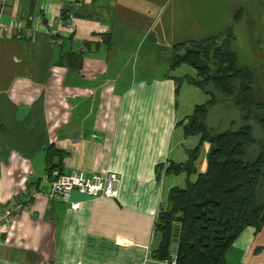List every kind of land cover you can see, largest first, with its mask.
<instances>
[{
  "label": "crops",
  "instance_id": "0c3cea01",
  "mask_svg": "<svg viewBox=\"0 0 264 264\" xmlns=\"http://www.w3.org/2000/svg\"><path fill=\"white\" fill-rule=\"evenodd\" d=\"M263 8L264 0H0V22L21 24L0 33V211L39 191L0 226V264H164L154 257L158 212L171 187L205 172L210 149L201 144L189 178L158 174L200 143L178 142L176 124L209 100L196 85L177 87L195 70L171 69L173 48L232 25L234 51L241 31L264 61ZM63 11L72 27L55 23ZM219 105L235 109L214 105L206 122ZM48 166L116 172L117 197L74 190L73 210L49 195ZM224 259L264 264V226L246 227Z\"/></svg>",
  "mask_w": 264,
  "mask_h": 264
},
{
  "label": "trees",
  "instance_id": "16d2710c",
  "mask_svg": "<svg viewBox=\"0 0 264 264\" xmlns=\"http://www.w3.org/2000/svg\"><path fill=\"white\" fill-rule=\"evenodd\" d=\"M241 11L234 15L239 19ZM63 17L67 13L62 12ZM223 35L221 40H218ZM233 26L217 35L174 46L171 69L188 65L195 70L189 81L209 95L186 116L184 135L199 136L200 143L187 150L182 163L169 162L164 174H195V162L203 142L210 144L205 172L185 187L173 186L167 195L169 210H159L154 232L162 231V241L154 251L158 260L175 264H227L226 250L246 228L257 231L264 226V104L255 92V75L248 65L239 64L232 45ZM187 44L190 46H187ZM185 46L183 54L178 48ZM177 78V87L181 85ZM217 104L231 105L241 115L236 128L217 131L206 126L209 109ZM252 121L258 123L262 137L253 159L246 149L254 143ZM57 166H48V175ZM164 168H158V174ZM175 254L172 255V244Z\"/></svg>",
  "mask_w": 264,
  "mask_h": 264
},
{
  "label": "built area",
  "instance_id": "2783aa9c",
  "mask_svg": "<svg viewBox=\"0 0 264 264\" xmlns=\"http://www.w3.org/2000/svg\"><path fill=\"white\" fill-rule=\"evenodd\" d=\"M56 24H64L67 27H72L71 15L67 12V16L64 18L63 14L58 16L55 20ZM21 24L17 18H12L8 24L0 22V33L8 31L18 34ZM34 37L35 32L29 34ZM51 188L49 191L50 196L60 198L62 201L69 202V197L72 191L76 190L81 193H85L91 196H102L109 198H116L118 194V188L120 184V175L116 172H93L86 174L79 170H71L69 172H62L59 169H53L50 176ZM39 194L38 189L33 188L26 192L24 201L14 202L11 206H8L0 211V226L10 221L11 216L24 208L30 200ZM73 210H76L80 206V202H69ZM164 264H175V256H172L171 260H165Z\"/></svg>",
  "mask_w": 264,
  "mask_h": 264
},
{
  "label": "rangeland",
  "instance_id": "374dc122",
  "mask_svg": "<svg viewBox=\"0 0 264 264\" xmlns=\"http://www.w3.org/2000/svg\"><path fill=\"white\" fill-rule=\"evenodd\" d=\"M226 3L228 4V0H226ZM253 10H254V7H252V6L249 7L248 8V14L253 13L252 15H254ZM255 24H257V23H255ZM237 35H238V37H237L238 45H236V47H238L237 53L239 56V64L248 65L252 69V71L255 75L254 87H255V92L257 94V98L259 100H261L264 104V61H263V56L260 52H256V51L254 52L253 44L251 45L249 43V37L243 35V33H241V31L237 32ZM262 36H263V33H261L260 37H262ZM222 38H223V35H221L218 40H221ZM254 39H256V37L252 36L253 42H254ZM187 46H189V45L187 44ZM177 48H178L179 54H183L186 50L185 46L184 47L181 46V48L180 47H177ZM189 48H190V46H189ZM172 56H173V53H172ZM185 66H186L185 68L192 70L191 67H189L188 65H185ZM187 76H188L187 74H184V75L178 77V78H180V80H183L181 82V86L184 82H186L185 78ZM190 76L191 75L189 74V77ZM186 79L189 81L190 78H186ZM219 106L215 107L213 109V111H211V113L209 114L210 117L208 118V122H206V126L210 129L214 130L215 132L238 127L241 123L240 112L236 109H224L221 107V105H219ZM210 109H209V111H210ZM209 111H208V113H209ZM263 113H264V110H263ZM206 121H207V117H206ZM186 124H187L186 117L180 118V120H178V122L176 124V127H177L176 137H177L178 142H179V140L181 142L183 140V138H187L184 135V130H183V127ZM252 134H253V137L255 139L254 143L249 145L246 149L247 157L249 159H253L257 155V153L259 151V141L261 140V137H262L260 127H259L258 123L255 121H252ZM188 137H191V136H188ZM169 162H174V161L169 160ZM168 164L169 163H167L166 166H164L162 173H164V170L166 169ZM160 210H163V211L169 210L167 203L163 204L162 207L160 208ZM155 238H156V247H155V250H156L162 241V231L160 230V227H159V229H157L155 231Z\"/></svg>",
  "mask_w": 264,
  "mask_h": 264
},
{
  "label": "water",
  "instance_id": "95a60500",
  "mask_svg": "<svg viewBox=\"0 0 264 264\" xmlns=\"http://www.w3.org/2000/svg\"><path fill=\"white\" fill-rule=\"evenodd\" d=\"M47 188H48V192H49L50 188H51V184L50 183H48Z\"/></svg>",
  "mask_w": 264,
  "mask_h": 264
}]
</instances>
